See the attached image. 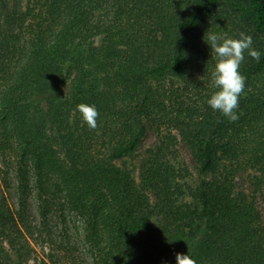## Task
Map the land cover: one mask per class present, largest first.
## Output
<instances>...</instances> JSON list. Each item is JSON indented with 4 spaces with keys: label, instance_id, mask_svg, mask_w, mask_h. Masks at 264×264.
Here are the masks:
<instances>
[{
    "label": "trees",
    "instance_id": "16d2710c",
    "mask_svg": "<svg viewBox=\"0 0 264 264\" xmlns=\"http://www.w3.org/2000/svg\"><path fill=\"white\" fill-rule=\"evenodd\" d=\"M219 4L260 36L235 44L239 64L220 95L169 113L155 82L187 80L195 34ZM262 76L264 0H0V150L15 157L17 198L0 194V264H67L41 247L51 216L72 222L87 264H264L261 213L232 171L264 168ZM103 115L119 138L100 155L82 120ZM146 123L168 134L137 181L116 162L136 151ZM176 134L210 179L167 156Z\"/></svg>",
    "mask_w": 264,
    "mask_h": 264
},
{
    "label": "rangeland",
    "instance_id": "374dc122",
    "mask_svg": "<svg viewBox=\"0 0 264 264\" xmlns=\"http://www.w3.org/2000/svg\"><path fill=\"white\" fill-rule=\"evenodd\" d=\"M105 7V6H103ZM107 9V8H106ZM216 20H211L214 16ZM215 15L207 20V26L199 30L195 34L194 42L198 44V50L189 53L191 65L186 81H180L176 78L166 76L155 82V86L166 90V105L169 113L182 115L187 111L193 110L198 106H203V102L209 104V98H215L224 90L223 78L234 74L232 69H237L239 54L235 52V44H254L253 38H258L260 33L255 31L233 11L219 4L215 7ZM258 87L264 85V76L256 82ZM233 91V90H232ZM243 113V111H241ZM82 120V126H85L84 141L86 146L94 154L106 153L109 144L115 143L119 134L114 131L115 121L110 116L94 117L91 120ZM168 131L165 127L156 129L146 123V133L139 147L134 153L124 158L122 161H117L119 166L127 167L134 174L135 179L139 181L140 166L144 163L149 151L158 147L164 146L166 141L165 135ZM58 140V139H57ZM58 144V143H56ZM5 150H0V194H4L11 204L17 200L14 193L15 167L13 152L7 146ZM172 151V152H171ZM167 156L178 163H184L192 173L194 179L201 178L210 179L211 175H203L200 173V165L196 159L195 153L190 145L177 134L172 140L170 151H167ZM176 168L179 167L174 161ZM233 166L228 161H222L220 170L225 171ZM236 190L246 195L248 202H252L255 208L261 213V218L264 223V168L261 167H240L233 168ZM30 208L34 214V220L38 223L42 222L37 210L35 197L30 199ZM71 219L68 218L67 221ZM78 224V223H75ZM46 227L42 229L44 239H48L43 248L48 255L56 256V258L64 263L69 264L73 256H77L79 263L87 264V258L83 254V245L80 244L72 227L73 224H62L56 216H51ZM68 228L71 231H68ZM65 229L69 236H66ZM50 236V237H49ZM71 240L68 242L69 238ZM68 246L72 248V253H69ZM41 247H38L39 251ZM43 254V253H41Z\"/></svg>",
    "mask_w": 264,
    "mask_h": 264
}]
</instances>
